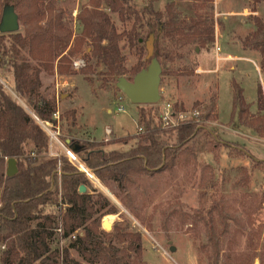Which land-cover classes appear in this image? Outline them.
Instances as JSON below:
<instances>
[{
  "label": "rangeland",
  "instance_id": "374dc122",
  "mask_svg": "<svg viewBox=\"0 0 264 264\" xmlns=\"http://www.w3.org/2000/svg\"><path fill=\"white\" fill-rule=\"evenodd\" d=\"M91 1L56 0L73 33L70 47L83 29L79 14L84 8L93 9ZM170 5L178 20L206 22V27L214 30V42L203 47L189 31L172 39L159 36L158 41L171 58L161 63V100L144 107L159 118L168 104L176 112L204 114L211 110L206 130L215 142L207 138L201 143L199 139L192 141L177 153L172 169L133 175L126 191L110 180L98 179L99 185L89 181L87 194L93 203L108 202L104 209L95 206L98 213L93 220H97L100 230L112 233V244L120 250H127L128 234L141 236L140 255L134 251L125 255L133 264H264V126L257 132L251 121H264V111L258 107L260 86L264 93V57L255 50L263 38L255 33L257 22L264 24V0H131L132 11L139 14L146 9L162 13ZM99 11L109 16L119 34L134 28V15L123 23L104 3ZM137 32L139 45L131 46L127 37L120 42L129 72L147 62L155 41L145 23L138 25ZM67 57L71 73L40 75L41 98L56 100L59 121L55 125L63 142L72 138L102 144L105 152L130 151L140 143L136 138L141 128V106L131 103L117 88L118 81L110 79L106 68L93 57L90 43L80 53ZM89 66L90 74L83 75L81 71ZM0 78L12 91L11 78L1 69ZM123 78L132 82L135 76L128 73ZM234 84L243 90L250 108V119L244 125L233 108ZM21 103L29 108L25 101ZM120 106L126 110L124 113L118 111ZM71 111L74 117L66 115ZM108 128L110 136L105 133ZM65 205L59 200V207L46 209L58 218L62 229L50 242L52 250L63 251L70 245V240L62 237ZM111 209L116 213L110 214ZM104 221L113 225L111 231L104 229ZM207 224L212 225L218 238V262ZM172 247L177 249L175 253ZM5 250L0 244V264ZM70 255L88 264L77 251L71 250Z\"/></svg>",
  "mask_w": 264,
  "mask_h": 264
},
{
  "label": "trees",
  "instance_id": "16d2710c",
  "mask_svg": "<svg viewBox=\"0 0 264 264\" xmlns=\"http://www.w3.org/2000/svg\"><path fill=\"white\" fill-rule=\"evenodd\" d=\"M101 3L116 13L123 23L134 15V28L127 34H119L109 16L99 11ZM91 4L92 10L84 8L79 14L83 29L75 38L74 46L70 47L73 33L56 0H0V12L3 14L7 7L14 8L23 26V31L0 32V69L11 78L13 86L11 91L0 82V244L6 248L1 256L2 264H82L71 257V250L77 251L88 264H133L126 260L127 252L134 251L139 256L142 251L141 236L137 234L127 235L130 240L126 251L114 246L110 239L112 233L100 230L97 220H93L98 213L95 206L104 209L108 202L97 201L95 205L91 195L79 192L81 186L89 183L88 178L63 156L48 157L49 137L30 113L41 121L55 123L56 100L41 98L40 75L54 71L71 73L67 55L80 53L90 43L93 57L106 68L110 79L117 82L128 73L136 76L150 65L151 60L129 72L120 42L127 37L131 46L139 45L137 27L142 23L147 25L149 35L155 37L153 58H157L160 64L171 56L158 41L159 36L172 39L189 31L203 47L214 42V30L207 28L206 22L201 19L178 20L172 11L173 5L162 13L146 9L139 14L132 11L131 0H92ZM1 20L2 16L0 23ZM257 26L255 36L262 35L263 38L255 50L264 57V24L258 21ZM81 72L90 74V66ZM20 100L29 108H25ZM258 107L264 111L261 86ZM233 108L239 123L246 124L251 116L250 108L237 84H234ZM66 115L74 117L75 112ZM210 115L211 110H206L200 122H183L176 128L165 130L160 118L141 106L140 124L144 132L136 138L140 143L125 153L105 152L102 144L72 138H66V142L69 141L68 145L77 151L99 180L116 182L121 191H126L133 175H151L172 169L177 153L192 141L199 139L201 143L207 138L215 142L213 134L206 130ZM251 121L256 131L261 132L263 119ZM10 159L17 160L18 169L11 177L7 175ZM59 200L68 205L63 216L62 237L69 239L70 245L63 251L51 249L58 218L46 212L49 207H59ZM109 213L115 214L116 211L111 209ZM207 228L218 262V238L211 224H207ZM74 236L76 239L72 238ZM120 254L124 256L120 257Z\"/></svg>",
  "mask_w": 264,
  "mask_h": 264
},
{
  "label": "water",
  "instance_id": "95a60500",
  "mask_svg": "<svg viewBox=\"0 0 264 264\" xmlns=\"http://www.w3.org/2000/svg\"><path fill=\"white\" fill-rule=\"evenodd\" d=\"M20 30L19 17L12 7H7L2 15V20L0 23V32L3 34L15 33ZM154 37L152 36V39ZM154 54V40L150 47L151 60L150 65L147 69H144L139 74H137L134 80L131 82L125 78H120L118 80L117 88L126 95V97L137 106H148L155 105L161 100L160 95V85H161V74L162 68L160 62L157 58H153ZM69 144V141L67 142ZM77 152V151H76ZM17 160L10 159L7 163V175L9 177L17 173ZM79 192L81 194L87 193L86 186H81ZM108 221L103 222V227L105 230L111 231L113 225H110ZM177 249L175 247L171 248V252L175 253Z\"/></svg>",
  "mask_w": 264,
  "mask_h": 264
},
{
  "label": "built area",
  "instance_id": "2783aa9c",
  "mask_svg": "<svg viewBox=\"0 0 264 264\" xmlns=\"http://www.w3.org/2000/svg\"><path fill=\"white\" fill-rule=\"evenodd\" d=\"M218 51L220 49L218 48ZM83 63V62H82ZM79 64L77 63L76 66ZM1 84L4 85L6 89H9L6 85L5 81L0 78ZM118 111L120 113H124L126 110L123 106H120L118 108ZM202 114L198 111H195L193 113H186V112H176V110L171 105H166L163 112L160 115V120L162 124V128L165 130H170L173 128H176L183 122L188 121H201ZM33 117L37 121V123L40 125V127L43 129V131L48 135L49 137V158H59L63 156L68 160V162L80 173L84 174L88 180L94 184L99 185L100 182L98 178L96 177L93 170H91L85 161L81 159V157L78 155V153L73 150L67 142H63L62 136L59 130L58 125L53 122H44L39 120L34 114ZM53 120L55 122L59 121V113L53 114ZM143 128H139V134L143 133ZM106 135H111V130H106ZM60 150V153H59ZM34 155V154H33ZM1 206V203H0ZM68 206V205H65ZM57 234L62 233V229L58 227L56 230ZM73 239H76V237H72Z\"/></svg>",
  "mask_w": 264,
  "mask_h": 264
},
{
  "label": "crops",
  "instance_id": "0c3cea01",
  "mask_svg": "<svg viewBox=\"0 0 264 264\" xmlns=\"http://www.w3.org/2000/svg\"><path fill=\"white\" fill-rule=\"evenodd\" d=\"M237 59H242V58H240V57H237ZM244 59V58H243ZM254 62V61H253ZM255 63V62H254ZM257 65V64H256ZM257 70L259 71V69H258V66H257ZM109 129V128H108ZM111 130V129H110ZM106 133V132H105ZM108 136H110V135H108ZM106 141H109L108 139H106ZM59 153H60V150H59ZM87 188V187H86Z\"/></svg>",
  "mask_w": 264,
  "mask_h": 264
}]
</instances>
